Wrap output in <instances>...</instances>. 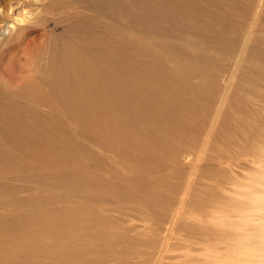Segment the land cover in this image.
I'll list each match as a JSON object with an SVG mask.
<instances>
[{
  "label": "rangeland",
  "instance_id": "1",
  "mask_svg": "<svg viewBox=\"0 0 264 264\" xmlns=\"http://www.w3.org/2000/svg\"><path fill=\"white\" fill-rule=\"evenodd\" d=\"M166 1L11 0L14 11L0 8L5 87L37 79L48 51L68 40L94 39L105 55L127 57L135 73L155 58L171 73L180 63L212 69L205 89L195 72L190 89L172 98L203 88L186 135L175 130L174 151L138 169L126 164L135 162L131 148L122 157L100 142L109 135L88 133L98 116L82 125L61 110L74 149L47 161L15 156L19 166L0 172V264H241L245 248L264 249L253 244L251 212L264 203V0H192L197 14L177 13L176 23L146 16L184 2ZM78 207L83 224L68 244L59 219L79 221ZM42 215L53 218L48 233Z\"/></svg>",
  "mask_w": 264,
  "mask_h": 264
},
{
  "label": "bare ground",
  "instance_id": "2",
  "mask_svg": "<svg viewBox=\"0 0 264 264\" xmlns=\"http://www.w3.org/2000/svg\"><path fill=\"white\" fill-rule=\"evenodd\" d=\"M193 4L192 0H184L176 10H173L174 12L169 13L163 8L153 7L146 16L160 17L176 23L177 13L183 11L194 16L197 14L191 10ZM11 5H13L11 0L0 2L3 13L8 9L14 11ZM7 16L6 13L5 17ZM210 28V25H207L199 31L204 36ZM70 41H62L55 49L48 51L47 63L37 65L39 77L34 81L16 88L0 85V172L19 166L17 162H12L16 159L15 156H34L36 159L47 161L52 155H68L74 149L62 123L64 112L61 110H70L82 125H87L89 120L98 116L99 120L93 121L92 128L87 129L88 133L94 136V139L109 135L106 141L103 138L100 142L122 157L126 154L124 149L131 148L132 154L129 156L135 158V162L126 164L134 169L149 163L159 156L158 153L173 152L175 130L178 132L181 130L182 133L177 135V138H181L185 130L190 128L189 122L200 114L198 105L204 101V96L201 95L203 88L198 93L191 92V98L187 96H180L175 100L172 98L176 94L183 95L187 80L195 72L201 75L205 89L212 69L202 68L195 71L194 65L180 63L178 72L171 73L164 70L162 62L155 58L147 64L148 67L143 73H135L130 69L127 57L121 60L116 56L118 52L114 49L105 55L94 39ZM115 56L116 60L120 61L119 65ZM2 60L0 58V62ZM191 101L196 103V108H190ZM41 107L50 111L41 113L38 110ZM55 110L59 112L55 113ZM114 129L116 133L113 135ZM57 137L61 142L56 141ZM97 164H101V161L99 160ZM256 207V213L251 211L257 214V217H253L252 224L258 227V231L254 229L257 234L254 233L253 244L264 247V225L259 227L264 221V203ZM75 212L79 221H72L70 217L59 219L62 231L68 233L65 236L68 244L76 243L77 238L73 232L83 224L81 209L78 207ZM50 217L40 216V222L45 223L47 233L55 228L53 218ZM246 232L244 231L245 234ZM14 233L11 227L7 234ZM246 236L252 237V234ZM250 241L252 240H249V244ZM261 247H253V250L250 247L253 255L249 249V251L246 248L242 249L241 252L243 250L244 252L243 255L240 254L241 264H264V249L262 248L258 254Z\"/></svg>",
  "mask_w": 264,
  "mask_h": 264
}]
</instances>
